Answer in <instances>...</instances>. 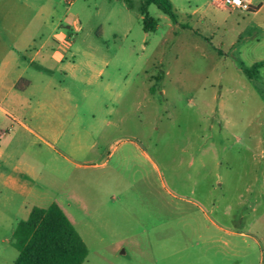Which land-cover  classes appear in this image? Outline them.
Instances as JSON below:
<instances>
[{
    "label": "rangeland",
    "instance_id": "obj_1",
    "mask_svg": "<svg viewBox=\"0 0 264 264\" xmlns=\"http://www.w3.org/2000/svg\"><path fill=\"white\" fill-rule=\"evenodd\" d=\"M0 1L47 55L66 44L61 69L23 74L25 127L0 121V264L52 203L82 264H264V66L245 74L264 0H169L176 24L146 0Z\"/></svg>",
    "mask_w": 264,
    "mask_h": 264
},
{
    "label": "crops",
    "instance_id": "obj_2",
    "mask_svg": "<svg viewBox=\"0 0 264 264\" xmlns=\"http://www.w3.org/2000/svg\"><path fill=\"white\" fill-rule=\"evenodd\" d=\"M214 1L222 9L220 0ZM245 1L249 5L250 12L256 13L262 7V3L253 4L251 0ZM11 15L7 9L0 10V121L22 124L25 127L22 123L25 120V99L20 93L31 86L32 78L23 77V74L29 66L35 69V78H40L46 72L51 73L56 68L61 69L66 44L56 40V46L47 55L45 41L36 40L35 32L40 28L39 22H36L32 28L19 23L15 27ZM27 51L29 56L25 59ZM20 54H23L22 60L25 63L22 67L19 61Z\"/></svg>",
    "mask_w": 264,
    "mask_h": 264
},
{
    "label": "trees",
    "instance_id": "obj_3",
    "mask_svg": "<svg viewBox=\"0 0 264 264\" xmlns=\"http://www.w3.org/2000/svg\"><path fill=\"white\" fill-rule=\"evenodd\" d=\"M151 4L167 15L173 24L177 23L169 0H146L141 8L145 18ZM182 27L188 29V26ZM263 66L264 61L257 62L245 70V74L254 76ZM150 90L154 92L152 88ZM12 236L18 252L12 264H82L87 256L84 242L55 203L47 208L33 207L27 219L17 223Z\"/></svg>",
    "mask_w": 264,
    "mask_h": 264
},
{
    "label": "built area",
    "instance_id": "obj_4",
    "mask_svg": "<svg viewBox=\"0 0 264 264\" xmlns=\"http://www.w3.org/2000/svg\"><path fill=\"white\" fill-rule=\"evenodd\" d=\"M220 5L222 8L224 7L230 10L248 11L249 9V5L245 0H239V3L236 0H220Z\"/></svg>",
    "mask_w": 264,
    "mask_h": 264
},
{
    "label": "snow or ice",
    "instance_id": "obj_5",
    "mask_svg": "<svg viewBox=\"0 0 264 264\" xmlns=\"http://www.w3.org/2000/svg\"><path fill=\"white\" fill-rule=\"evenodd\" d=\"M237 3H239V0H236Z\"/></svg>",
    "mask_w": 264,
    "mask_h": 264
}]
</instances>
